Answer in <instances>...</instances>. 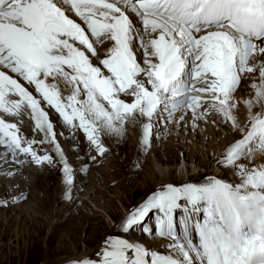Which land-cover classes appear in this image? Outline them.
<instances>
[{
    "label": "snow or ice",
    "instance_id": "snow-or-ice-1",
    "mask_svg": "<svg viewBox=\"0 0 264 264\" xmlns=\"http://www.w3.org/2000/svg\"><path fill=\"white\" fill-rule=\"evenodd\" d=\"M21 105L57 153L38 154L45 141L0 119V175L26 160L59 165L69 189L89 163L74 144L79 168L68 158L50 111L70 140L83 133L92 161L129 123L151 151L177 112L194 127L219 117L234 134L214 160L234 179L161 182L66 264H264V0H0V110ZM23 198L9 193L0 207Z\"/></svg>",
    "mask_w": 264,
    "mask_h": 264
},
{
    "label": "bare ground",
    "instance_id": "bare-ground-1",
    "mask_svg": "<svg viewBox=\"0 0 264 264\" xmlns=\"http://www.w3.org/2000/svg\"><path fill=\"white\" fill-rule=\"evenodd\" d=\"M109 47L110 44L107 42L102 45L97 44L101 58H103ZM61 88H64L63 84H61ZM8 99L17 98L9 97ZM181 115V112H177L170 122L166 124L163 120L160 122L161 130L157 133L160 140L154 142L151 151H144L137 144L138 136L141 131L140 127H142V125L139 122L135 124L129 123L126 126L124 135L114 137V140L113 138H111L112 140L108 138L105 139V144L109 149L108 152L112 150L114 159L106 153L104 156L98 157L95 161H92L91 156L96 155V153L90 149L83 133L76 131L74 138L70 140L69 130L62 125V122L57 123V115L50 111V118L55 123L57 140L67 153L68 158L79 168L80 160L76 158L77 153L70 151L71 145L74 144L78 146L79 156L87 158L88 160V171L82 174H75V187L68 190V186L62 179H56V176L59 175H56L59 165L55 168L47 165L38 166L26 160L19 165L6 166L12 169L18 167L19 171L18 174L11 179L0 175V197H4L9 193L12 195L22 193L24 198L20 199L19 202L12 203L8 207H0V223L3 224V229L8 231L9 222H11V220L14 221L13 223L15 224L14 226L12 225L13 228L10 227L12 230L8 232L10 236H12L11 238L16 240L22 235H27L30 232V228H26L24 221H29L30 226L34 223L35 225L37 224L39 226L38 230L41 232L47 225L46 222H49L48 226L50 225L51 221L47 220L49 216H53L56 220L53 224L51 223V227H46L49 232L43 237V241H46V246L43 248L44 254L47 253V255H49L48 257H55L62 249L70 250L67 251L69 257L56 260V264H66L69 258L79 256L85 251L90 252L92 245H89V243L93 240L98 242L96 237L103 222L102 215L99 213L100 211L93 209L89 203V201L93 203L97 200L95 198L96 196H94L95 194L93 195V190H97L98 193L102 195L111 196L117 192L113 190L120 187L121 189H128L129 193L130 190H132L131 194L134 196L138 190L147 189L146 192H149L150 188L151 190L156 188L161 182H170L171 178L178 180L180 183L186 178L188 180L191 179V177L202 168H211L210 171L207 172L211 173V171L217 167L214 160L221 154L225 145L233 139V131L229 132L230 128L225 127L220 121L218 122V127L221 130L206 131L204 133L201 125L196 127L193 126L190 114L181 124ZM0 119H4L9 123H15L20 129V134L26 139H33L38 142L45 141L42 144L37 143L33 145L38 154L48 153L55 155L57 153L56 147L47 143L44 134L36 129L31 109L26 105H21L20 109L14 111L12 114L3 113V111L0 110ZM217 120H220V118L217 117ZM240 120L246 123V113L244 111L240 114ZM222 126L228 129L226 130V135L223 134L225 132H223ZM169 128L172 129L171 131L173 134L165 135ZM174 132L178 134H174ZM179 133L181 135H179ZM187 138L191 139L190 143L195 144L196 148L199 146L196 152L192 145L186 141ZM202 140H205L204 147H207L206 151L209 152L206 159L202 157L203 154L200 152L201 150L199 151L201 147L199 144ZM208 141L210 143L209 148L207 144ZM212 150H214V152L210 155ZM254 158L257 163L261 162L257 153H254ZM21 159H23V157ZM119 160L125 162V173L121 166L115 163ZM176 160H179L178 166L181 165V162L190 165L187 168L185 166L179 167V171L169 170L166 172L165 168L167 166H173ZM99 163L100 165H98ZM133 165H136V167H133ZM218 167V169H220L218 174H231L226 173L222 167ZM95 170L99 173H96ZM127 174L129 177L133 178L130 179L128 176L125 177ZM134 175H136V177ZM137 175H139L138 178ZM229 177H231L230 179H234L232 175ZM109 182H112V187L106 186ZM12 185L15 187H11ZM100 186L106 189L102 191ZM66 191H71L73 193L72 203H69L67 198L64 197V195H68ZM60 192H63L61 193L62 196H59ZM123 192L126 197L129 195L127 191L125 192L123 190ZM81 193L86 196L85 199L79 196ZM120 199H122V197L119 198V200ZM105 200L106 203L108 201L109 204H104V213L112 218L114 215L113 208H115L114 204L111 202L112 198L107 197ZM80 205H85L86 207L91 206L92 213H86ZM52 208L53 212H51ZM115 214L117 213L115 212ZM79 242L83 243L85 249L81 252L74 253ZM154 242L162 243V241L158 240ZM51 244H55V247H50ZM4 248H7V246L0 244L1 253H3ZM49 261L48 259L46 263H49Z\"/></svg>",
    "mask_w": 264,
    "mask_h": 264
},
{
    "label": "rangeland",
    "instance_id": "rangeland-1",
    "mask_svg": "<svg viewBox=\"0 0 264 264\" xmlns=\"http://www.w3.org/2000/svg\"><path fill=\"white\" fill-rule=\"evenodd\" d=\"M214 119H215V122H214ZM218 122H220V120H217V117L213 118L212 116H209L206 120L205 119H201L199 122H198V125H201L202 128H203V131L204 133L206 131H215V130H218L219 131V127H218ZM222 123V122H221ZM220 124V123H219ZM141 128V127H140ZM217 128V129H216ZM222 130H224L223 134H227L226 128H224L223 126L221 127ZM224 128V129H223ZM172 129L169 128V130H167L166 134H173V132L171 131ZM221 130V129H220ZM232 130L230 129L229 132H231ZM65 133V132H64ZM220 133V132H219ZM174 134H178L176 132H174ZM179 135H181L179 133ZM184 138V136H183ZM112 140V139H111ZM114 140V138H113ZM160 140V137H158V139L155 141V142H158ZM190 138H187L186 141L188 143H190ZM194 141V140H193ZM185 142V140H184ZM183 142V143H184ZM196 142V141H195ZM205 140H202L201 143L199 145H201L199 151L203 154L202 157H204L206 159L207 157V154L209 152H207V147H204L205 146ZM215 143V142H214ZM208 144V148H209V141L207 142ZM190 145H192L194 151L196 152L198 149V147L196 148L195 147V144L193 143H190ZM63 148V147H62ZM203 149V150H202ZM214 152V150H212V152L210 153V155H212ZM107 153L109 154V156H111V158L114 159V153L112 152V150H110L109 152L107 151ZM121 161V162H120ZM178 162L179 160L174 163L173 166H167L165 168V171L168 172L169 170H177L179 171V167H183L185 166L186 168L189 167L190 164H183L182 162L180 163L181 165L178 166ZM115 163H117L119 166H121L122 170L124 171V173L126 172V168H125V162H123L122 160H119V161H116ZM100 165V163L98 164ZM97 166V165H96ZM55 168V167H53ZM218 165L217 167L214 168L213 171H211V173H207L208 171H210L211 168H202L199 170L198 173L194 174V176L191 177V179H185L183 182H198L203 176L205 175H208V176H225V175H222V174H218V172L220 171V169H218ZM96 173H99L97 170H95ZM59 174V175H57ZM218 174V175H217ZM56 179H62V174H61V171L58 170V172L56 173ZM175 175V174H174ZM228 175V176H227ZM226 176L228 177V179H230L231 177V174H227ZM129 175H125V177ZM136 177V175H134ZM139 175H137V178H138ZM127 177V178H128ZM130 179L133 178V177H129ZM169 182V181H168ZM170 182H174V183H179L178 180L174 179V178H171L170 179ZM56 183V182H55ZM110 183V184H109ZM106 184L107 187H112L111 185L112 182H109ZM99 186V185H98ZM159 186V185H158ZM101 187V186H100ZM116 187V186H115ZM66 189V187H65ZM68 190H71L69 188H67ZM102 191L103 189L105 190L106 188H104L103 186L100 188ZM119 188H115V190L113 191H117L115 192V194H112L111 196L110 195H105V194H100L98 193L97 190H93V195L96 196L95 198L97 200H95L94 198V202L92 203V201H89L90 205L92 206L93 209L95 210H99L100 214L102 215V219H103V222L101 224V227L99 228V232H98V235L96 237V239H98L97 241L98 242H95L96 240H93L89 243V245H92L91 247V251H93L94 249V246L97 245L101 240L102 238L112 230L113 228V224L115 223V221L117 219H119L120 217L124 216L126 214V212L128 211V208L134 203V202H138L140 201L143 197H145L146 194H148L149 192H146V190H138V192L133 196V194H131L132 190H130V193H129V190L128 189H124L122 188L125 192L127 191L128 192V196L126 197L123 192V190ZM132 189V188H131ZM154 189V188H153ZM149 190V189H148ZM151 190V188H150ZM97 193H96V192ZM68 192V191H66ZM123 192V194H122ZM63 192H60L59 196H62ZM100 194V195H99ZM102 195V196H101ZM121 195V196H120ZM82 199H85L86 196L84 194H80L79 195ZM65 198H67V195H64ZM84 197V198H83ZM109 197V198H112L111 202L114 204L115 208H113V217L110 218L108 217L105 213H104V207L105 205L104 204H109V202L107 201L106 203V198ZM119 200V198H121ZM126 200V201H125ZM81 208L83 209V211H85L86 213H92V210H91V206L90 207H86L85 205H80ZM125 207V208H124ZM32 208V207H31ZM54 208V207H53ZM53 208L51 209V212H53ZM33 209V208H32ZM34 211V210H33ZM115 212L117 214H115ZM120 213V214H119ZM51 214V213H50ZM10 216V215H9ZM115 216V217H114ZM117 217V218H116ZM49 221H51V223L53 224L56 220V218H54L53 216H49V218L47 219ZM14 221L11 220V222H9L10 224L8 225L9 227V230H12L11 228H13L14 224L13 223ZM48 223L49 222H46V226L41 230V232L38 230L39 229V226L35 223L32 224L30 226V222L29 221H24V224L26 225V228H30V232L29 234L27 235H22L20 238H17L16 240L11 238L12 236H10V233L8 231H5L3 229L4 226H2L3 224L0 223V244L2 245H6L7 248H4L3 250V253L0 252V264H56V260L57 259H60V258H67L69 257V254L67 253V251H70V250H67V249H62V251H59L58 255H56L55 257L51 256V257H48L49 255H47V253L44 254V251H43V248L44 246H46V241H43V237L46 236L49 232V230L46 229V227L48 226ZM50 223V227L52 226V224ZM13 225V226H12ZM35 226V227H33ZM38 226V227H37ZM48 226V227H49ZM11 227V228H10ZM35 230V232H34ZM37 230V231H36ZM46 231V232H45ZM32 232V233H31ZM43 241V242H42ZM93 242V243H92ZM53 243V242H52ZM52 245V246H51ZM50 247H55V244H51ZM77 249H75L76 251L75 252H81L83 251V249H85V246L83 245V243L79 242V244L76 246ZM73 249V248H72ZM90 251V252H91ZM63 252V253H62ZM51 255V254H50ZM48 257V258H47ZM48 259L50 260L49 263H46L48 262ZM58 264V263H57Z\"/></svg>",
    "mask_w": 264,
    "mask_h": 264
}]
</instances>
